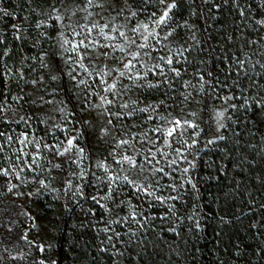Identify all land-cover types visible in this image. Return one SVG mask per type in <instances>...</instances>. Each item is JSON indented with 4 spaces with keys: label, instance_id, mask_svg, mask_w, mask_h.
<instances>
[{
    "label": "trees",
    "instance_id": "16d2710c",
    "mask_svg": "<svg viewBox=\"0 0 264 264\" xmlns=\"http://www.w3.org/2000/svg\"><path fill=\"white\" fill-rule=\"evenodd\" d=\"M81 1L0 0V108L4 110L0 133H5L0 136L4 145L0 168L11 173L15 165L20 172L19 179L15 174L0 175V214L5 206L10 209L8 233L0 227V264L57 260L60 264H264V25L258 23L264 19V0H239L243 16L233 0H175L177 7L163 33L175 29L169 38L177 47L179 55L174 59L179 62L173 66L181 69V75L168 73L171 89H137L140 100H161L174 109L188 89L199 91L205 77H210L215 103L234 97L231 105L236 108L229 107L221 134L225 139L208 144L192 172L198 191L186 182L181 187L182 178L177 176L174 193H156L180 197L177 200L161 203L126 183H118V193L113 185L108 198L109 181L100 168H93L77 197L78 208L71 209L75 189L67 186L66 168L59 173L53 170L55 178L42 186V172L36 167L31 172L24 161L17 162L15 149L20 147L16 141L23 133L55 146L65 144L79 127L84 142L91 146L84 126L89 105L84 100H80L82 106L71 101L75 122L61 131L50 126L40 107L45 103L41 97L43 101L53 99L57 105L54 115L59 117V101H67L66 95L72 91L64 63L65 49L71 43L63 41H72L70 32ZM124 3L130 7L129 13H138L136 22L148 21L152 12L159 16L163 7L158 0ZM236 58L245 61L243 70ZM186 81L190 83L184 87ZM87 91L80 90L78 97L88 96ZM8 135L11 141L6 140ZM40 150L49 153V149ZM25 151L36 150L30 146ZM48 161L53 169V159ZM122 200L126 203L121 204ZM20 201L26 202L25 214H16ZM132 211L143 228L131 218L123 220ZM141 214L148 219L143 220ZM172 228L175 232L169 231ZM10 243L28 245L31 255L20 257L18 250L3 246Z\"/></svg>",
    "mask_w": 264,
    "mask_h": 264
},
{
    "label": "snow or ice",
    "instance_id": "6c2138e0",
    "mask_svg": "<svg viewBox=\"0 0 264 264\" xmlns=\"http://www.w3.org/2000/svg\"><path fill=\"white\" fill-rule=\"evenodd\" d=\"M207 2V0H205ZM233 2L237 5L238 10L241 14V16L244 15V8L239 7V0H233ZM159 5L163 6L159 9V16H157L156 12H152L149 17L148 21H141L139 23L133 24L131 28H128L127 23L131 22L133 18L137 17L138 13L136 11H131L129 17L124 18L126 23L116 24V23H108L105 22L103 24H100L98 21H92L90 25L85 24L81 25L82 31L76 32L73 30V37H80V39L76 40L73 39L72 41H69L65 39L63 41L64 44H72V47L70 49H66V51H70L76 54L75 56V62L76 64L82 68L89 77H92L94 80H99V85L101 87V91L108 94L110 93L112 98L109 99L107 95H100L99 92L90 93L92 95H96L99 98L100 103L94 105V107H105V114H107L109 117H116L117 119L123 118V116L127 115L128 117H132L135 113H149L151 110L152 112H156L157 109L160 108L162 104H164V101H160L159 103L149 104L145 107L137 108L136 105L140 103L138 100L131 101L132 108L127 113L123 112H115V113H109L106 110L107 105H113L116 102L117 96H123L126 95L127 92L132 88H140L143 89L145 87L149 89H160L165 86L167 88L171 89L172 82L168 78V73L171 72L174 74V77H179L181 75V69L174 67V63H178V59L174 60V57L172 54H169L167 56H158L157 60L161 61L162 63L156 62L151 64H146L145 58L148 60L152 59V51H160V48H157L156 45L159 44L161 47H164L163 44L164 40H167L169 36L173 34L175 29H172L171 31L165 32L163 35H161V31H158V29H163L168 27V21L171 19L170 13L177 7V4L175 0H172L171 3H168L167 0H158ZM225 3H227V0H225ZM93 6L102 7V5H99L96 3V0H85L84 6L80 9L83 12L87 13V16L85 19H89L94 16V13L89 11V9ZM217 8L219 5L216 6ZM54 11H58L57 9H54ZM124 9H120L117 11L116 16L112 18L113 21L116 20L117 17H121ZM154 18V19H153ZM58 21L61 19L60 16L55 17ZM43 23V22H41ZM258 23L264 25V19L260 20ZM39 26V25H38ZM17 27L18 26H14ZM96 33L95 36H93V33ZM61 35H63L61 33ZM19 38V37H18ZM195 39V37H193ZM103 41V42H102ZM154 42V43H153ZM252 43V42H250ZM63 46V45H62ZM83 48L84 51L81 52L80 49ZM97 49H107L110 51H101L96 53L97 58H100L101 56L104 58L112 57L114 60L118 63L119 66H112L110 67L107 63L97 67L92 59V53L96 52ZM116 53H120L121 55L116 56ZM179 54H177L178 56ZM87 59L89 64L86 65L83 63V61ZM73 57L68 58V62H72ZM245 61L240 58H236V64L239 66L241 70H243ZM89 65H91V68H89ZM165 65L168 66V71H165ZM261 67H264L262 65ZM93 72H95V76L93 77ZM149 74H151L153 77H156L155 81L149 80ZM211 75V73H209ZM75 81L76 77H72ZM43 80V77L40 78ZM52 80H56V76L51 77ZM202 79V78H201ZM124 80H128L130 83L125 84L123 83ZM140 82V83H137ZM33 85L37 83V81L33 80L31 82ZM190 82H184V87H187ZM235 83V81L233 82ZM78 85H85L86 87L91 88V85L87 84V81L84 79H81L78 81ZM233 96H226L222 99L225 103H227L229 100L233 99ZM42 102L43 97L40 98ZM35 103V102H33ZM45 103H51V101H46ZM66 103V102H65ZM258 103V101H257ZM119 107L121 109H128L129 103L124 102L119 104ZM231 108H236L235 104L230 105ZM61 113L65 111L64 108L58 109ZM4 110L0 108V113H2ZM227 109H224L223 111H216L214 118L216 119L218 130L225 128L226 125L223 123H220L221 120H223L225 112ZM74 115V113H73ZM193 117L196 116V113H190ZM23 119V118H22ZM148 121L152 120H158L161 121L160 123H157L154 127L149 129L151 133H153L154 138H150L148 136V131L142 132V133H131L129 132L126 136V138L119 139L117 141V144L115 145V148L123 149V151L118 155L117 158V152L114 151L110 153V155L113 156V160L115 164L121 165L120 171L123 172L124 168L123 165L127 164L129 171L135 170L137 173H143L146 171L145 164H147L150 167V172L148 176H144V180L142 183H137L134 179H131L128 174L119 175L116 174H110L107 177V180L109 181L110 185V193L109 197L111 198V191L112 186L117 185L116 191L118 193L119 187L118 183L123 184L126 183L127 185H130L134 191L144 193L146 196L153 197L156 201H159L161 203H164L168 200H177L180 197L178 196H172L169 195L167 197L160 195L157 196L156 192L160 189V187L167 188L171 187L173 191L176 190V184H165L161 185L160 181L163 180L165 177L169 179H174L172 177V172L176 171L175 168H173V165L177 164V159L171 158L169 159V152L165 151L166 148L171 149L173 153L176 154V156L181 161H186L187 156L185 155L184 151L181 147L173 148V140H177L178 142L182 143L183 145H186V147L191 148L195 143H197L196 139L192 140V144H187V141H181L180 137L183 136L184 131H186L188 128L191 129H197L198 125L191 120L188 119H180L178 117H173L172 119H169L167 116H161L157 114L156 116L148 115L147 116ZM88 121H85V124H87ZM109 124L112 123V120L109 119ZM56 128H59L60 125H55ZM105 133L108 131L107 129L103 130ZM123 132V129H121ZM196 136L199 135V132L195 133ZM0 136H5V133H0ZM81 137V132H77V135L71 136L67 138L66 145L63 147V150L58 152V155H65L67 153L72 152L74 149L82 156L84 153V149L80 148L78 144L76 143L78 139ZM130 137V138H127ZM137 137H139V140L137 141ZM13 138L11 135L6 136L7 141H11ZM218 139L223 140L225 139L224 136H219ZM20 147L15 149L16 152V161H24L25 166L28 169H32L33 165L37 164L38 160L42 156V152L39 151L40 149H51L53 147H59V145H49L47 143L41 144L38 140L34 138V136L30 135L29 133H23L21 134V137L17 138L16 141ZM134 142H139L142 144H148L149 147L147 148L146 152L144 150H133L132 145ZM214 140H209L208 143H214ZM159 145V146H157ZM35 149V152L25 151V149L29 148ZM124 146H127L125 148ZM4 145L0 143V152L3 151ZM129 150H133V155L127 154ZM159 154V159L157 158ZM139 158V162H138ZM30 160L31 162L28 163L27 161ZM164 161V165L160 167H156L155 165H159L160 161ZM72 163H79L77 160L71 161ZM155 162V163H154ZM189 163V167H185L182 169V173L184 176H187V173L189 172L190 168H193L194 165L191 162ZM54 167H60V165H54ZM98 167H101L105 169L106 172L109 171V166L101 162L98 164ZM171 169V171H165V168ZM24 169L21 168L20 171H23ZM160 174L159 179H155L156 174ZM11 174H15L16 177L20 178V172L16 171L15 165L13 166L12 172H9V169L7 168H0V175L9 176ZM82 174V173H81ZM154 180L155 184L158 186L157 188H153L152 181ZM187 183L191 186L192 189L197 190L196 184L193 183L192 178L190 176L187 177V180L185 181L182 177L180 186L183 187L184 183ZM40 184L43 186L45 185V181L41 180ZM70 184V182H69ZM19 185H12L13 188L18 187ZM11 191V189H9ZM93 200H96V197H92ZM121 204L126 203V201H121ZM170 206V210H171ZM137 214L135 211H132L128 216L123 217L124 221L129 220L130 218L140 225L141 228H143V224L140 220H137ZM141 217L143 220H147L148 217H143L141 214ZM154 219V217H153ZM189 219H193V217H189ZM223 219V218H221ZM118 222V221H115ZM110 222V223H115ZM195 227L197 229L200 228L199 220L195 221ZM105 232L109 231L108 228L103 229ZM169 231L175 232V228L169 229ZM120 233H116V236L118 237ZM135 235V233H133ZM26 239V237H25ZM112 237L109 236L108 240L111 241ZM43 247L40 248V251H43ZM38 264H44L43 261L38 262Z\"/></svg>",
    "mask_w": 264,
    "mask_h": 264
},
{
    "label": "rangeland",
    "instance_id": "374dc122",
    "mask_svg": "<svg viewBox=\"0 0 264 264\" xmlns=\"http://www.w3.org/2000/svg\"><path fill=\"white\" fill-rule=\"evenodd\" d=\"M85 0H82L79 2L77 5L78 7V13L76 14V22L75 25L72 26V30L70 32V39H80V37H73V30L76 32L82 31L81 25L88 24L94 20L98 21L100 24H103L105 22L108 23H116V24H121V23H126L124 18L129 17L130 13V7L129 5L124 3V0H96V3L99 5H102V7H97L93 6L89 9V11L94 13V16L85 19L87 16L86 12L81 11L80 9L84 6ZM120 9H124L122 16L117 17L115 21L112 20L113 17L116 16L117 11ZM141 21L136 22L135 19L133 18L131 22L127 23L128 28H131L133 24L139 23ZM146 22V21H145ZM158 31H161V35H163V29H158ZM203 33L208 40V35L206 28L203 27ZM93 36L96 35L94 32L92 34ZM103 42V41H102ZM154 43V42H153ZM173 42L170 41V38L168 37L167 40L163 41V44L165 45L164 47H161L159 44L156 45L157 48H160V51H152V59L148 60L145 58L146 64H151V63H162L161 61L157 60L158 56H167L169 54H172L173 57L177 56V47H175ZM72 47V44H71ZM70 49V48H69ZM66 50V49H65ZM81 52L84 51L83 48L80 49ZM101 51H110L107 49H97L96 52L92 53V59L97 67L107 63L110 67L112 66H119L118 63L114 60V58L109 57V58H104L100 57L97 58L96 53L101 52ZM116 56L121 55L120 53H116ZM73 57L72 62H68L69 57ZM75 56L76 54L70 51H65L64 54V63L67 66L68 69V76L71 81V87L72 91L70 92L69 95H66V100H60V106L61 108H64L65 111L63 113L60 112V116H56V110H57V105L51 99V103H44L41 105V109L43 110L44 114L47 116V122L50 123V126L55 127V125L59 124L60 127L57 128L58 131L61 130H66V128H71L75 122L74 120V115L73 111L70 109L69 105L72 104L71 101H73L74 105L80 104L81 99L82 101H85V104L89 105L88 110L86 111L85 118H84V126L88 129V133L90 134V139H91V146H88L84 142V136H83V130L81 129L82 127L77 128L74 130V133L72 136L77 135V132H81V137L80 139L77 140V144L80 148L84 149V153L81 156L75 149L67 153L65 155H58L57 153L63 150V147L66 145L62 143H58L59 147H54L49 150V153H46L45 151H42V156L38 160L37 164L33 165V168L31 169V172H36L35 169L37 168L39 171L42 172L41 177L42 180L48 182V180H53L55 178L56 174L52 172L53 170L56 171V173H59L60 170L63 168H66V171L68 172L67 175V186L68 188L72 187L75 189V197L74 200L71 201L70 207L72 209L75 208L77 209L79 206V201L78 198L81 196L82 188L84 184L87 182L88 174L90 172V169H95V168H100L101 169V175L102 177H108L110 174H116L118 173L119 175H124L128 174L131 179H134L137 183H142L144 180V176H148L150 172V167L145 164V169L146 171L143 173H137L135 170L129 171L128 165L124 164L123 168L124 171L121 172L120 168L121 165L115 164L113 160V156L110 155L115 149L117 152V158L118 155L123 151V149L120 148H115V145L117 144V141L119 139L126 138L127 134L129 132L131 133H142L145 131H148L152 127H154L157 123H160L161 121L158 120H152L148 121L147 116L152 115L156 116L157 114L161 116H167L169 119H172L173 117H178L180 119H188L191 121H194L197 125V129H191L188 128L186 131H184V134L182 137H180L181 141H187V144H192V140L196 139L197 143H195L191 148L186 147V145H183L182 143L178 142L177 140H173V148L176 147H181L182 150L184 151L185 155L187 156L186 161H181L179 158L176 156L175 153L172 152L171 149L166 148L165 151L169 152V159L171 158H176L177 159V164L173 165L172 167L176 169V171L172 172V177L174 179H169L165 177L163 180L160 181L161 185L165 184H176L177 176L185 177L187 178L190 176L192 178V172L197 168L198 165V160L200 158L202 150L210 144L208 143L209 140H216L218 139L219 136L222 134V129L218 130L217 122L216 119L214 118L215 112L216 111H223L224 109H227L225 112L223 120L220 121V123L225 124L226 119L228 117V111L229 107L231 105V100H229L227 103L224 102V100L219 101L215 103L212 99V82L210 77H205L203 86L199 88V91H195L192 89H188V91L185 93L184 98L181 100L180 104H178L177 107L174 109H171L170 106L168 105L169 103L164 102L160 106L159 109H157L156 112H152L151 110L149 113H140L137 112L135 113L132 117H128L127 115L123 116L121 119H117L116 117H109L107 114H105V107H94V105L99 104V98L96 95H92L90 93L94 92H99L100 95H107L109 99L112 98L111 94L104 93L101 91V87L99 85V80H94L92 77H89L88 74L80 68L76 62H75ZM175 60V59H174ZM84 64L88 65L89 62L87 59L83 61ZM175 64V63H174ZM89 68H91V65H89ZM166 68V65H165ZM76 77L75 81L73 80L72 77ZM95 76V72H93V77ZM153 76L149 74L148 79L151 80ZM81 79H84L87 81L88 85H91L92 87H86L85 85H78V81ZM123 83L128 84L130 83L128 80H124ZM140 83V82H137ZM88 90L87 94L88 96H81L78 97V92L80 90ZM138 88L132 87L126 95L117 96L116 102L113 105H107L106 110L109 113H115V112H123L127 113L128 111L131 110L132 104L131 101L133 100H138L140 103L136 105L137 108L140 107H145L146 105L149 104H154V103H159L160 101L157 102H146L145 100H140L138 91ZM86 97V98H84ZM78 102H77V101ZM46 102V101H45ZM66 102V103H65ZM80 102V103H79ZM128 102L129 103V108L128 109H121L119 107V104ZM87 109V108H86ZM196 113V116L193 117L190 115V113ZM109 119L112 120V123L109 124L108 121ZM61 121V122H60ZM85 121H88L87 124H85ZM51 127V130H52ZM56 128V127H55ZM53 129L54 130L56 129ZM107 129L108 131L105 133L103 130ZM123 129V132L121 131ZM199 132V135L196 136L195 133ZM148 136L150 138H154L153 133L148 131ZM130 138V137H127ZM139 140V137H137V141ZM159 146V145H157ZM127 148V146H124ZM149 147L148 144H142L139 142H134L132 145L133 150H144L146 152L147 148ZM133 150H129L127 154L133 155ZM68 156L67 161L65 162L64 158L65 156ZM49 157L53 159V169H50L51 166H47V163L49 162ZM159 159V154L158 157ZM77 160L79 163H72L71 161ZM104 162L109 166V171L106 172L105 169L98 167V164ZM139 162V158H138ZM191 162L194 167L190 168L189 172L187 173V176H184L182 173V169L185 167H189V163ZM52 163V161H50ZM155 163V162H154ZM60 165V167H54V165ZM164 165V161L161 160L159 165H155L156 167H160ZM36 167V168H35ZM165 171H171L169 168H165ZM51 172V173H50ZM82 173V174H81ZM51 174V175H50ZM160 174L157 173L155 179H159ZM70 182V184H69ZM36 184V183H35ZM152 186L153 188H157L158 186L155 184L154 180L152 181ZM177 190V186H176ZM175 190V191H176ZM173 189L171 187L163 188L160 187V189L156 193L160 194H171L174 193ZM18 207L16 210V214H25L26 213V202H18ZM8 214H10V209L8 206H5V209H2V213L0 214V227L6 228V232L8 233V227L10 225V218L8 217ZM28 232V229L26 230V233ZM32 234L27 233V238L30 239ZM32 238V237H31ZM34 243V241H32ZM4 247L8 248L9 250H18L19 256L20 257H28L31 255L32 249H29V246L23 245V244H7L3 245ZM17 253V254H18ZM16 256V254L14 255ZM48 264H60V262L54 261L53 263H48Z\"/></svg>",
    "mask_w": 264,
    "mask_h": 264
}]
</instances>
